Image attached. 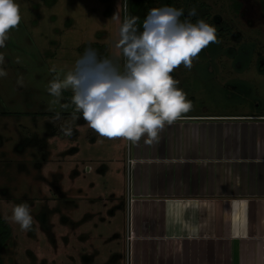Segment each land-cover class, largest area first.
Instances as JSON below:
<instances>
[{"label":"rangeland","instance_id":"1","mask_svg":"<svg viewBox=\"0 0 264 264\" xmlns=\"http://www.w3.org/2000/svg\"><path fill=\"white\" fill-rule=\"evenodd\" d=\"M16 2L21 22L0 48V70L7 72L0 77V214L5 218L15 205L27 204L34 224L24 231L8 222L12 236L1 256L4 264H65L72 214L80 219L90 207L104 211L102 198L112 197L108 187L121 191L123 182L128 185L124 157L130 142L100 137L82 114L73 120L71 90L58 101L48 92L56 75L51 68L63 77L89 46L101 57L117 51L125 0ZM243 4L240 12V0H127L141 31L149 10L165 5L184 9L181 19L195 8L193 23L203 19L216 28L220 42L204 48L191 70L181 65L172 73L192 104L188 112L264 113V0ZM20 77L23 85L17 84ZM66 126L71 136L62 133ZM76 168L81 174L73 177ZM88 197L97 201L89 204ZM107 202L116 214L101 229H126L120 202Z\"/></svg>","mask_w":264,"mask_h":264},{"label":"crops","instance_id":"2","mask_svg":"<svg viewBox=\"0 0 264 264\" xmlns=\"http://www.w3.org/2000/svg\"><path fill=\"white\" fill-rule=\"evenodd\" d=\"M145 139L104 211L72 214L65 264H264V113L187 112ZM113 198L126 229H101Z\"/></svg>","mask_w":264,"mask_h":264},{"label":"clouds","instance_id":"3","mask_svg":"<svg viewBox=\"0 0 264 264\" xmlns=\"http://www.w3.org/2000/svg\"><path fill=\"white\" fill-rule=\"evenodd\" d=\"M124 13L114 41L117 51L101 57L89 46L63 77L53 66L51 71L56 75L48 92L58 101L64 91L71 90L73 120L79 118L77 113L82 114L88 127L100 137L131 143L146 137L144 142L152 144L159 140L166 125L181 119L192 107L172 73L181 65L191 70L200 52L220 41L213 25L203 19L192 22L190 17L198 15L195 8L181 19L182 8L154 7L144 19L142 31L139 18L127 11V0ZM21 19L16 0H0V48L6 47L9 33L18 28ZM4 60L0 55V64ZM6 75L0 70V77ZM23 83V78H18L17 84ZM59 118L57 113L55 119ZM61 131L65 136L73 134L71 126ZM5 220L24 231L33 229L34 218L27 204L15 205Z\"/></svg>","mask_w":264,"mask_h":264},{"label":"trees","instance_id":"4","mask_svg":"<svg viewBox=\"0 0 264 264\" xmlns=\"http://www.w3.org/2000/svg\"><path fill=\"white\" fill-rule=\"evenodd\" d=\"M12 236V228L8 221L0 214V264H4L1 256V250L7 245Z\"/></svg>","mask_w":264,"mask_h":264},{"label":"built area","instance_id":"5","mask_svg":"<svg viewBox=\"0 0 264 264\" xmlns=\"http://www.w3.org/2000/svg\"><path fill=\"white\" fill-rule=\"evenodd\" d=\"M127 162H128V165L130 166V165L133 163L132 158L129 157L128 160H127ZM128 238H129V240H130L131 236H128Z\"/></svg>","mask_w":264,"mask_h":264},{"label":"flooded vegetation","instance_id":"6","mask_svg":"<svg viewBox=\"0 0 264 264\" xmlns=\"http://www.w3.org/2000/svg\"><path fill=\"white\" fill-rule=\"evenodd\" d=\"M241 1V7L239 8L240 9V12H242V10L244 11V0H240Z\"/></svg>","mask_w":264,"mask_h":264}]
</instances>
